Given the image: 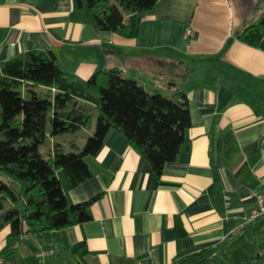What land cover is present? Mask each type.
I'll list each match as a JSON object with an SVG mask.
<instances>
[{"label":"crops","instance_id":"0c3cea01","mask_svg":"<svg viewBox=\"0 0 264 264\" xmlns=\"http://www.w3.org/2000/svg\"><path fill=\"white\" fill-rule=\"evenodd\" d=\"M261 1L160 0L126 37L96 30L75 0H0V74L31 49L54 51L68 75L116 68L150 89L156 70L167 80L188 70L179 87L192 119L161 177L112 129L87 157L91 178L70 186L58 172L72 203L100 195L92 219L22 236L0 220V264H172L205 250V264H264V217L245 219L264 189V50L236 39L222 54ZM56 139L74 150V138Z\"/></svg>","mask_w":264,"mask_h":264},{"label":"trees","instance_id":"16d2710c","mask_svg":"<svg viewBox=\"0 0 264 264\" xmlns=\"http://www.w3.org/2000/svg\"><path fill=\"white\" fill-rule=\"evenodd\" d=\"M160 0H75L98 31L136 37L144 13ZM264 50V16L226 42L234 40ZM188 70L168 81L172 97L150 89L116 68L102 69L87 79L66 74L52 50L31 49L1 65L0 74V220L13 236L63 230L92 219L100 197L72 203L58 175L70 186L93 176L87 157L96 155L108 133H123L130 145L161 177L189 141L190 104L179 87ZM96 124L85 145L75 140L67 151L56 139ZM42 145L50 147L43 151ZM23 206V208H21ZM208 251L183 255L172 264H205Z\"/></svg>","mask_w":264,"mask_h":264},{"label":"rangeland","instance_id":"374dc122","mask_svg":"<svg viewBox=\"0 0 264 264\" xmlns=\"http://www.w3.org/2000/svg\"><path fill=\"white\" fill-rule=\"evenodd\" d=\"M264 16V0H262L259 4V6L256 8V12L254 14V17L256 20H254L255 22H258L262 19V17ZM258 17V18H257ZM168 80L163 77L162 74L158 73V70H156V84H155V89H158L160 92L172 97L173 93L170 92L169 90V84H168ZM96 124V118H94V125ZM95 127V126H94ZM94 133V128L93 130H91V132H89L87 129L80 130L78 133H66L65 136L68 137L70 136L71 138H74L77 142L80 143H86L87 138L89 135H92ZM50 146H44L42 145L41 149L43 151H45L46 149H48ZM62 176V173H61ZM210 264V263H208Z\"/></svg>","mask_w":264,"mask_h":264},{"label":"built area","instance_id":"2783aa9c","mask_svg":"<svg viewBox=\"0 0 264 264\" xmlns=\"http://www.w3.org/2000/svg\"><path fill=\"white\" fill-rule=\"evenodd\" d=\"M185 36L187 39L191 38L194 36V31L191 28H188L186 30ZM254 197L256 200V205L254 208H252L251 213L248 217H246L247 222L254 221L260 217H264V189L261 192L254 193ZM242 225L241 227H243ZM240 227V229H241ZM238 230H234V233H237Z\"/></svg>","mask_w":264,"mask_h":264}]
</instances>
